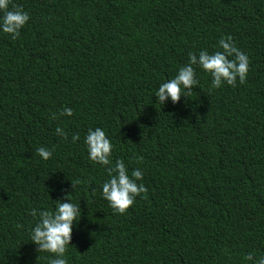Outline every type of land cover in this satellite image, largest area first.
Segmentation results:
<instances>
[{
  "label": "trees",
  "instance_id": "1",
  "mask_svg": "<svg viewBox=\"0 0 264 264\" xmlns=\"http://www.w3.org/2000/svg\"><path fill=\"white\" fill-rule=\"evenodd\" d=\"M12 3L30 19L16 39L0 30V264L55 258L31 242L39 220L31 210H54L66 193L81 208L68 264L264 256V0ZM228 35L250 60L243 84L213 89L211 74L194 66L191 96L158 102L189 52L222 51ZM64 108L73 114L60 116ZM96 127L113 144V163L143 171L147 199L124 214L101 195L111 165L88 156L85 136ZM40 147L52 151L48 160Z\"/></svg>",
  "mask_w": 264,
  "mask_h": 264
},
{
  "label": "clouds",
  "instance_id": "2",
  "mask_svg": "<svg viewBox=\"0 0 264 264\" xmlns=\"http://www.w3.org/2000/svg\"><path fill=\"white\" fill-rule=\"evenodd\" d=\"M11 4V10L9 5ZM0 30L4 33L11 34L13 39L20 36V30L30 19L28 12L24 11L22 6L12 3V0H0ZM219 48L213 53L206 49L199 52V57L193 52L188 53V63L178 69L177 74L170 80L160 84L155 95L158 102L163 104L167 98H171L174 104L180 101L181 95L190 97L192 87L199 84L197 79L196 68L199 66L205 72L210 73L212 77L211 87L220 88L224 82L233 87L236 86L237 78L243 84L246 81L249 72V57L236 47L233 38L228 35L221 37ZM73 110L64 108L59 112L60 116H71ZM53 119V114H52ZM56 134L67 139V133L61 127L56 128ZM79 139V133L73 134L72 141ZM87 146L89 159L106 167L105 170L108 179L102 184V197L109 202L114 212L124 214L135 202L137 196L147 199L148 189L142 183L143 171L133 169L129 175V169L122 159H116L113 163L112 150L113 144L101 127L95 130L89 128L84 140ZM38 155L44 160L52 156V151L45 147L37 150ZM139 161L143 157L138 158ZM79 181H72L74 189L75 184ZM95 192V190H93ZM58 203L54 210L45 209L37 213V209L31 210V215L39 220L31 230V242L37 245L38 252H50L55 254V258L49 260V264H68L65 257L68 246L71 244L73 222L79 221L81 217L80 204L72 201L70 193L65 194V199L57 200ZM18 227H22L18 225ZM246 261H253L254 264H264V256L255 258L253 253L244 256Z\"/></svg>",
  "mask_w": 264,
  "mask_h": 264
}]
</instances>
